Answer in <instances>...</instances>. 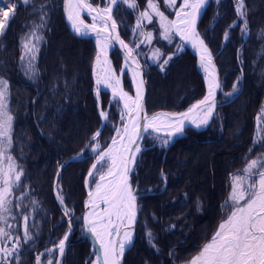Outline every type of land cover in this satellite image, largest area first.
<instances>
[{"label":"trees","instance_id":"1","mask_svg":"<svg viewBox=\"0 0 264 264\" xmlns=\"http://www.w3.org/2000/svg\"><path fill=\"white\" fill-rule=\"evenodd\" d=\"M91 1L105 4V0ZM18 2L14 19L0 37V77L8 82L7 101L13 117L11 150L23 167L20 186L36 200L31 224L39 220L37 229L30 226L34 238L23 245L19 264H35L36 256L57 243L67 229L53 194L56 171L89 142L100 118L91 77L93 40L77 38L68 31L62 0H33L34 5L43 4L46 20L35 63L36 76L26 79L19 69V36L27 28L23 22L31 7ZM153 2L170 17L171 5L166 6L165 0ZM136 3L135 10L117 4L113 14L121 36L132 47L140 42L132 33L134 20L138 12L150 11L148 0ZM235 4L236 0H210L197 26L212 54L218 52L224 40L216 58L222 87L214 118L205 129H187L168 146L162 147L152 135L146 134L143 139L142 148L146 150L139 154L131 182L144 194L138 201L134 243L122 264H187L211 241L228 216L229 173L242 174L246 164L264 151V133L259 141L254 140L256 116L264 101V0H243L246 37L242 33L244 19L239 18L238 24L227 30L228 38L223 39L224 31L235 22ZM142 27L153 34L151 41L145 40L138 49L148 78L147 113L181 110L204 93L202 70L175 36L171 44L160 37L154 17L151 24L144 21ZM157 49V55L162 56L153 60ZM169 56L172 59L161 70L160 65ZM111 58L116 69L121 67L115 49ZM122 81L132 92L127 71ZM234 83L238 88L235 93ZM108 93L99 94L100 107L108 110V121L99 139L102 148L114 132L120 108L114 101L108 104ZM89 148L66 163L57 181L65 194L66 207L74 212L61 264H89L93 256L81 227L86 195L83 181L95 158ZM148 230L154 246H150ZM171 249L174 256L169 258ZM40 258L42 263L44 255Z\"/></svg>","mask_w":264,"mask_h":264},{"label":"snow or ice","instance_id":"2","mask_svg":"<svg viewBox=\"0 0 264 264\" xmlns=\"http://www.w3.org/2000/svg\"><path fill=\"white\" fill-rule=\"evenodd\" d=\"M22 2L27 4L28 0ZM117 2L118 0H105L101 8L99 5L93 7L88 0H64L67 20L74 32L82 37L88 36L90 32L95 35L97 52L93 72L97 92L103 85L111 90L112 100L122 106L120 107L122 126L115 127L111 142L106 148H102L99 143L91 145V151L96 154L95 162L85 177V184L90 190L85 201L86 211L82 217V229L91 233L100 245V255L95 264H122V257L134 243V225L140 211L138 201L142 198V193L132 187L130 178L137 166L138 154L146 150L141 146L146 134H154L153 138L162 141L163 147L175 136L182 135L186 125H192L196 129L207 127L214 118L217 91L222 87L214 75L212 54L197 30L201 11L205 9L209 0H182L178 8L177 0H165L166 6H172L174 19H169L163 11H160L153 0H148L147 9H153L154 12L140 11L133 31L140 29L144 21L151 24L153 17H156L162 39L171 44L175 35L181 41L191 44L199 54V66L204 72L206 93L202 99L192 103L185 112L147 115L143 110L144 80L141 77L140 66L137 64L131 71L135 96L123 90L120 86V78L109 66L108 49L113 42L118 43L123 49L126 67L131 68L129 61L133 60L134 49H131L117 34L118 25L112 15L113 6ZM124 3L131 9L138 7L136 0H124ZM19 6L18 0H0V33L8 28ZM235 11L238 18L244 19L242 33H247L248 24L243 0H236ZM83 12H87L91 17V24L84 22L81 15ZM234 26L235 24L230 27ZM140 35L143 39L137 44V48L145 40L151 41L153 37L151 31L141 32ZM224 35L227 39L229 34L226 32ZM25 48L32 53L34 60L38 47L33 44L29 48L25 44ZM157 53H159L158 49L151 57L153 60L162 56V53L159 56ZM136 55H139V52H136ZM171 59L172 56H169L163 60V64L160 65L161 70ZM96 64L100 66L98 71ZM120 71L123 72L124 68ZM27 72L30 78H35L36 71L32 63L27 65ZM7 89L8 82L0 79V264H12V261L19 264L21 238L13 235L3 226L12 212L14 199L16 207H20L21 197L14 198L13 193L20 186L23 175L22 166L16 164L13 156L9 154V149L12 147L13 117L8 107ZM237 91V85L234 84L233 92ZM99 116L105 121L108 118V114L103 110L99 112ZM92 140L96 141L97 135H94ZM84 151H87V148ZM75 159L76 157L72 158ZM101 162L103 166L98 168ZM64 166L66 164L61 165V170ZM243 172L244 175H234L231 178L230 214L219 224L211 241L206 243L187 264H264V159L250 160ZM54 191L63 215L68 218V231L58 242L59 251L63 253L72 230L74 212L64 207L65 196L61 194L58 184L54 187ZM27 219L28 217L25 216L24 242L31 239ZM11 227L8 225V228ZM147 236L150 246H154L151 231ZM9 244L11 247L7 246ZM48 251L51 253L53 249ZM170 255L174 256V253ZM36 264H41L40 256L36 257ZM48 264L54 262L49 260Z\"/></svg>","mask_w":264,"mask_h":264},{"label":"rangeland","instance_id":"3","mask_svg":"<svg viewBox=\"0 0 264 264\" xmlns=\"http://www.w3.org/2000/svg\"><path fill=\"white\" fill-rule=\"evenodd\" d=\"M22 2V0H20ZM63 2V0H62ZM91 4H96L94 3L93 1H91ZM182 2V0H181ZM180 2V3H181ZM23 3V2H22ZM24 5H28L30 6L31 8L29 9V17L26 19V21L23 22V24L27 27L26 30L24 31V33L19 36V45H20V55H19V69L21 70V72L23 73V75L25 76L26 79H30V80H33L34 78H30V74L27 72V65L29 63H32L34 66H35V63H36V60H37V57H38V53H39V50H40V47H41V44H42V41H43V38H42V28L44 26V23H45V20H46V14H45V11H44V7H43V4H37V5H34V2L33 0H28V3L25 4L23 3ZM99 4V3H97ZM117 4H121V5H125L126 7H128V5L126 3H124V0H118ZM100 5V4H99ZM101 6V5H100ZM104 6V5H103ZM101 6V7H103ZM117 6V5H116ZM177 6V5H176ZM179 7V6H178ZM177 7V8H178ZM129 8V7H128ZM116 9V8H115ZM131 9V8H130ZM31 10V11H30ZM132 10H135V9H132ZM160 10V9H159ZM160 11H163V10H160ZM17 12V10H16ZM15 12V13H16ZM37 15H36V13ZM150 12H154V10L150 9ZM165 13V12H164ZM169 13H170V17H169V14H166L169 19H172L173 18V15L175 14L173 9L169 10ZM173 13L172 17H171V14ZM82 15V18L85 20V21H88V22H91L92 23V20H91V17H89L88 15L86 14H81ZM139 18V12L137 14V17L136 19L134 20V24H133V28L135 27L136 23H137V20ZM158 23V18L154 17ZM23 25V26H24ZM143 25V24H142ZM133 28H132V33H133V36L134 38L136 39H142V36L140 35V33L142 32V26L140 29H138L137 31H133ZM3 33H0V37ZM141 37V38H140ZM244 37H246V33L244 35ZM138 39V40H139ZM1 41V40H0ZM94 43V47H95V53H94V56H93V59H92V66H91V77H92V80H93V93H94V96L96 98V103H97V109H98V113L100 112V110H103L100 106H101V102H100V97H99V94H100V91H108L109 93V98H108V104L113 100H112V95H111V90L110 89H107L105 88L103 85H101L99 87V92H98V97H96V93H97V86L95 84V75H94V72H93V66L94 64L96 63L95 62V56H96V52H97V49H96V44L95 42ZM25 44H27L30 47H32L33 44H35L37 47H38V51H36L35 53V59L33 60L32 59V53L28 50V48H25ZM114 48L112 47L110 52H109V56H108V60H109V66L113 69L114 73L116 76L119 77V74H120V70L122 68V64H121V67H119L118 69L115 68L113 62H112V58H111V53H112V50ZM139 54L142 55V53L140 51H138ZM139 56V55H138ZM218 56V55H217ZM110 57V58H109ZM140 58V57H139ZM217 58V57H216ZM216 61V60H215ZM218 66V65H217ZM99 65L96 64V68H97V71L99 70ZM202 70V69H201ZM124 73V72H123ZM122 73V75H123ZM203 73V71H202ZM120 78V81H121V87L123 88L124 91H127L128 89L126 87H124L123 85V81H122V78ZM130 78V77H129ZM1 79V77H0ZM221 83V81H220ZM235 84V83H234ZM233 84V85H234ZM149 87V86H148ZM205 88V87H204ZM130 95L133 96V91L129 92L127 91ZM203 95V94H202ZM199 99V98H198ZM218 99V98H217ZM115 102V101H114ZM120 107H122L120 105ZM147 107V106H146ZM105 111L107 114H108V110H103ZM264 101H263V104H262V107L261 109L259 110V113L258 115L256 116V126H255V133H254V140L255 141H259V139L261 138L262 136V133H264ZM100 118V123H99V126H98V129L90 136V140H89V144L88 146H90L89 148V151L90 153H93L91 151V145L93 143H99V145L101 146V141H99L100 139V133H101V129L104 127L105 123H107L106 121H108V118L107 120H102V118L99 116ZM103 122V123H102ZM101 125H102V128H101ZM117 126H122L120 125V108H119V117H118V121L115 123V126H114V129L115 127ZM115 133L113 132L111 137L114 135ZM94 135H97V140L96 141H93L92 140V137ZM111 137L108 141V143L111 141ZM175 139V138H174ZM174 139H172L171 141H173ZM170 141V142H171ZM158 143H160L162 145V141H159ZM108 145V144H107ZM106 145V146H107ZM259 156L257 155L255 158L253 159H257V158H261V159H264V151H260L259 152ZM9 154H11L15 160V163L18 164V165H21L17 159L14 157L13 153H12V150L11 148L9 149ZM96 155V154H95ZM95 159V158H94ZM93 159V160H94ZM93 162V161H92ZM22 166V165H21ZM103 166V162H101V164L98 165V168L99 167H102ZM247 166V164H246ZM245 166V167H246ZM23 168V167H22ZM240 175H244V174H240ZM94 182V181H93ZM132 183V182H131ZM61 189V194H63L65 196V194L63 193L62 191V187H61V184L57 183ZM83 186L85 188V190H89V187L87 185H85V182L83 181ZM17 193V194H15ZM231 193V191H230ZM230 193H229V196H230ZM29 192L26 191V187L24 188H21V186H19L15 192L13 193V197H21L20 199V207H16V204H15V199H14V203L12 205V209H16L15 211H12L9 215H8V219H7V222L6 224H4L3 226L9 230L13 235L15 236H19L21 238V244H20V252H19V257L21 258V251H22V247L24 244L28 243L30 241V239L27 241V242H24L23 241V236H24V227H25V220H24V217L27 216L28 219H27V228L28 230H30V226H32L33 224V227H35L34 229H37L39 227V220L36 219V223H32L31 224V216L33 214V212L36 211V200L35 198L33 199L30 195H28ZM229 196H228V203L231 204V201L229 200ZM25 200V201H24ZM84 200V199H83ZM33 201H35V203H33ZM60 205V204H59ZM28 206V208H27ZM64 207H66V205H64ZM68 210H71L69 209V207H66ZM227 209V208H226ZM23 210V211H22ZM83 212V211H82ZM35 215V213H34ZM137 224V223H136ZM8 225H11L12 227L11 228H8ZM81 227H82V222H81ZM83 231V229H82ZM150 230H148L147 232H149ZM34 231H29V235L32 238V234H33ZM72 233V231H71ZM59 242V241H58ZM57 242V243H58ZM55 243V244H57ZM54 244V245H55ZM8 247H11V245H7ZM68 247V246H67ZM67 249V248H66ZM90 249H91V245H90ZM49 248L41 251L38 255L39 256H42L44 255V259L42 261L41 264H48V261L49 260H52L55 264V262H59V264H61V259H62V256H64V254L62 255V253L59 251V248L57 249H53V251L51 253H49ZM90 252H93L92 250ZM37 255V256H38ZM36 256V257H37ZM93 257H94V252H93V256H91L90 260H89V257L87 258V260H89V264L91 263V261L93 260ZM36 259V258H35ZM12 264H16V261H12Z\"/></svg>","mask_w":264,"mask_h":264},{"label":"water","instance_id":"4","mask_svg":"<svg viewBox=\"0 0 264 264\" xmlns=\"http://www.w3.org/2000/svg\"><path fill=\"white\" fill-rule=\"evenodd\" d=\"M88 2L89 3H91L90 2V0H88ZM209 4H210V0H209V2L206 4V6H205V9H203L202 11H201V16H200V18L198 19V23H199V21H200V19H201V17H202V15L204 14V12L206 11V9L208 8V6H209ZM93 5V7H96L97 5H99V4H92ZM117 5V4H116ZM116 5H114L113 6V13H112V15L114 14V11H115V8H116ZM100 6V5H99ZM101 7V6H100ZM235 7H236V4H235ZM102 8V7H101ZM83 14H86V15H88L87 14V12H84ZM62 15H63V19H64V22H65V24H66V27H67V29H68V31L72 34V35H74L75 37H77V38H85V39H91V40H93L94 38H95V35H94V33H89V35L88 36H86V37H82V36H78L75 32H74V30L72 29V27H71V24H70V22L67 20V14H66V12H65V9H64V0H63V2H62ZM175 18V14L173 15V18L172 19H174ZM114 19V18H113ZM84 22L86 23V24H91V22H88V21H85L84 20ZM238 22H239V18L236 16V19H235V22L233 23V24H235V26L238 24ZM232 24V25H233ZM232 25H230V26H232ZM198 26V25H197ZM228 27L225 31H224V34L227 32V30H229L230 28H232V27ZM142 32H144V27H142ZM117 34L120 36V38L126 43V44H128L124 39H123V37L121 36V34H120V31H119V28H117ZM175 36V35H174ZM224 36L225 35H223V39H224ZM180 42H182L183 44H184V46L187 48V50L196 58V61H197V63H198V65H199V54H198V52H197V50L196 49H194V48H192V46H191V44H188V43H185V42H183V41H181L180 40V38L178 37V36H175ZM142 39H143V37H142ZM141 39V40H142ZM140 43V42H139ZM129 45V44H128ZM141 45V44H140ZM206 45V44H205ZM112 47L119 53V55H120V57H121V60H122V68H124V71H127L128 72V75H129V77H130V79H131V71L132 70H134L135 68H136V66H137V64L140 66V68H141V77L143 78V80H144V86H143V95H144V99H143V110H144V112L147 114V115H149V116H152V115H154V114H159V113H180V112H185V111H187L188 110V108L191 106V104L192 103H195L196 101H198V100H200V99H202L203 98V96L205 95V93H206V84H205V80H204V76H203V81H204V87H205V89H204V93H203V95L199 98V99H197V100H195V101H193L191 104H189L187 107H185L183 110H180V111H165V110H158V111H155V112H152V113H147V101H148V96H149V87H148V78H147V75H146V71H145V68H144V65H143V63H142V61L140 60V58H139V56L138 55H136V52H138V49L139 48H137V45L136 46H134V47H132V46H130L129 45V47L131 48V49H134V52H133V60H131V61H129V63L132 65L131 66V68H129V67H126L125 66V61H124V51H123V49L121 48V46L118 44V43H116V42H113L112 43ZM140 47V46H139ZM223 47H224V40L222 41V43H221V47H220V49L218 50V52L217 53H215V54H212L211 53V51H210V53L212 54V57H213V66H214V75L216 76V78H217V80L220 82V76H219V68H218V66H217V63H216V57H217V55L220 53V51L223 49ZM123 71V72H124ZM203 71V70H202ZM123 72H120V74H119V77H122V73ZM131 84H132V81H131ZM132 90H133V96H135V90H134V88H133V86H132ZM220 90V89H219ZM219 90L217 91V95H216V101H217V98H218V93H219ZM217 105H218V102H217ZM217 107V106H216ZM216 107L214 108V114H215V111H216ZM101 111V110H100ZM103 123V122H102ZM101 128H102V125H101ZM206 127H202V128H200V129H196L194 126H192V125H186V127H185V130L186 129H193V130H203V129H205ZM184 130V131H185ZM154 135V134H153ZM161 135H163V134H161ZM177 136H181V135H177ZM177 136H175V137H177ZM174 137V138H175ZM111 142V141H110ZM109 142V143H110ZM142 142H143V140L141 141V146H142ZM108 143V144H109ZM88 144H89V142L84 146V148L82 149V150H80L77 154H75V155H73V156H71V157H69V158H67L66 160H64L63 162H62V164L61 165H65L66 164V162H68V161H71L72 160V158L73 157H77L78 155H80L84 150H85V148H87L88 147ZM107 147V146H106ZM105 147V148H106ZM138 157H139V154H138ZM95 162V159L93 160V162L90 164V167H91V165L93 164ZM61 165L58 167V169H57V171H56V174H55V177H54V181H53V194H54V197H55V200H56V203H57V206L59 207V209H60V211H61V214H62V217H63V219L66 221V226H67V229H66V232L68 231V218L66 217V216H64L63 215V212H62V208H61V206L59 205V203H58V201H57V199H56V192L54 191V187L57 185V172L59 171V176H60V172H61ZM89 167V168H90ZM89 170V169H88ZM87 173H88V171H87ZM87 173H86V175H85V177L87 176ZM229 177L231 178L232 177V172L231 173H229ZM130 181H131V178H130ZM84 182H85V178H84ZM86 185V184H85ZM93 185H94V182H93ZM131 185H132V183H131ZM133 187V186H132ZM134 188V187H133ZM135 189V188H134ZM90 190V189H89ZM89 190H85V192H86V195H85V197H84V200H83V212H82V217H83V214L85 213V211H86V209H85V201H86V199H87V193H88V191ZM144 193H142V195H143ZM137 219H138V217H137ZM137 223V222H136ZM135 228H136V224L134 225V237H135ZM72 231V230H71ZM65 232V233H66ZM71 234V233H70ZM65 235V234H64ZM83 235H84V237L89 241V243H90V245H91V250L94 252V257H93V260L91 261V263L90 264H95V262H96V260H97V257L100 255V245H99V243L97 242V240L91 235V233H89V232H87V231H84L83 230ZM70 236V235H69ZM69 236H68V239H69ZM68 239H67V241H66V245H65V250H64V252L62 253V255L63 254H65V252H66V248H67V246H68ZM58 248V243L57 244H55V245H53V246H51V247H49V249H57ZM173 249V248H172ZM172 249L169 251V254H168V257L170 258V254H171V251H172ZM39 256V255H38ZM124 257V256H123ZM123 257H122V261H123ZM102 258V257H101ZM35 264H36V259H35Z\"/></svg>","mask_w":264,"mask_h":264},{"label":"bare ground","instance_id":"5","mask_svg":"<svg viewBox=\"0 0 264 264\" xmlns=\"http://www.w3.org/2000/svg\"><path fill=\"white\" fill-rule=\"evenodd\" d=\"M84 13V12H83ZM111 48H112V46L108 49V56H109V52H110V50H111ZM97 49V48H96ZM110 58V57H109ZM203 76H204V72H203ZM197 100V99H196ZM191 104V103H190ZM187 107V106H186ZM184 109V108H183ZM183 109H181V110H183ZM162 110H165V111H170V110H166V109H162ZM158 111V110H157ZM178 111H180V110H178ZM187 130V129H186ZM185 130V131H186ZM184 131V132H185ZM196 131H199V130H196ZM183 132V133H184ZM177 137H179V136H177ZM176 138V137H175ZM174 139V138H173ZM172 142V141H171ZM171 142H169L166 146H168ZM89 169V168H88ZM133 186V185H132ZM136 189V188H135Z\"/></svg>","mask_w":264,"mask_h":264},{"label":"flooded vegetation","instance_id":"6","mask_svg":"<svg viewBox=\"0 0 264 264\" xmlns=\"http://www.w3.org/2000/svg\"><path fill=\"white\" fill-rule=\"evenodd\" d=\"M180 2H181V0H180ZM180 2H179V4H180ZM178 6H179V5H178ZM178 6H177V7H178ZM144 31H145V29H144ZM219 91H220V90H219ZM242 174H244V172H243V171H242ZM226 210L228 211V213H227V214L229 215V214H230V212H231V207H230V205H228V206H227V209H226ZM223 221H224V220H223ZM223 221H222V222H223ZM222 222H221V223H222Z\"/></svg>","mask_w":264,"mask_h":264},{"label":"built area","instance_id":"7","mask_svg":"<svg viewBox=\"0 0 264 264\" xmlns=\"http://www.w3.org/2000/svg\"><path fill=\"white\" fill-rule=\"evenodd\" d=\"M95 44H96V39H95Z\"/></svg>","mask_w":264,"mask_h":264}]
</instances>
